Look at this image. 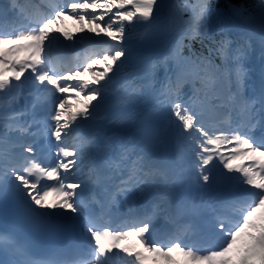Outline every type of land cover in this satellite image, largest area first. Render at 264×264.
<instances>
[{
  "label": "snow or ice",
  "instance_id": "6c2138e0",
  "mask_svg": "<svg viewBox=\"0 0 264 264\" xmlns=\"http://www.w3.org/2000/svg\"><path fill=\"white\" fill-rule=\"evenodd\" d=\"M10 2L11 12L0 10V93L7 94L31 79L36 91L49 94L51 103L44 115L51 121L47 127L56 142L50 145L55 149V164L37 162L32 144L21 143L19 157L0 150V197L7 198L14 192L28 205L27 215L32 219L83 216L88 247L69 243L57 251L58 258L34 259L13 234L0 233V245L16 257L9 264H109L114 256H122L124 264H148L150 257L152 264H157L158 259L173 264V253L188 257L191 264H264V75L255 95H247L249 85L242 65L257 32L264 57V0H255L254 4L247 0H217L215 4L197 0L191 7L184 5L182 11L191 12L183 29L185 36L195 39L206 35L208 21L213 17L222 36L208 55L189 48L185 56L186 45L180 39L169 56L158 62L164 64L172 57L191 66L189 73L180 72L175 79H169L156 99L159 106L170 108L181 122L183 133L191 137L200 179L207 184L211 166L219 161L222 175L235 179L239 189L225 202L227 212L215 210L213 225L219 233V243L206 247L185 244L179 231L167 239H156L152 217H132L127 231L109 225L101 230L95 213L85 214L93 204L99 206L101 214H107L116 195L129 202L133 193L137 199L154 197V209L174 222L184 212L197 210L196 201H189L177 187L179 162L155 157L160 137L134 111L137 86L129 82L124 95L114 90L116 107L107 114L99 112L116 70L131 55L126 47L131 38L128 26L143 27L136 33L138 42L165 30L154 23L159 0H67L28 25L22 14H12L16 4L15 0ZM256 13L258 25L245 31L241 42L233 47V41L227 38L229 29L241 26L236 21L249 25ZM65 15L80 23L78 33L52 27ZM61 36L73 45L88 41L104 47L83 63L58 70L51 66V54L52 45ZM213 57L221 63L216 64ZM156 68L157 62L149 61L138 71L154 75ZM85 74H90L91 79H86ZM189 84L191 88L186 91ZM208 101L215 102L211 110L221 117L212 130L205 127L202 116ZM23 115L12 112L8 117L0 116V120L11 121L0 124V128L7 129L0 133V144L7 143L9 131L29 132L31 125L25 126ZM89 121L94 125L89 135L82 136L78 143H66V137ZM257 129L259 137L255 135ZM113 186L115 191L109 192ZM85 194L91 196L87 203L82 199ZM98 195L101 200L96 199ZM130 236L138 239L140 248L125 243Z\"/></svg>",
  "mask_w": 264,
  "mask_h": 264
},
{
  "label": "rangeland",
  "instance_id": "374dc122",
  "mask_svg": "<svg viewBox=\"0 0 264 264\" xmlns=\"http://www.w3.org/2000/svg\"><path fill=\"white\" fill-rule=\"evenodd\" d=\"M159 5H160L159 9L161 10V12H160L159 16L157 17V20L154 23L156 26L162 27L165 30L158 33L156 36H154L150 40H147L145 42H140V45L142 48H144V52L148 51V52H151V55H153V56L162 57V56L170 53V50L173 48L175 43L178 40H180L182 37L185 36L183 29L186 28L187 26L184 27V25L176 18L177 13L178 14L182 13V11L179 9L178 6H176L174 4V2L172 0H160ZM192 5H194V4H192ZM192 5L189 4L188 6L191 7ZM170 12H171L170 15H172L173 18H171V16L169 17L168 14ZM188 12L191 15V12L190 11H188ZM175 14H176V16H175ZM166 15H168V16H166ZM170 20L174 21V24H170L169 23ZM186 21H187V19H186ZM23 22H26V21H23ZM60 23H62V27L64 28L63 29L64 31L69 32V33H74V34L78 33V29L81 27L80 23L77 22L75 19H73L69 15H65L61 19ZM234 23L240 24L241 26L230 28L227 35H234V36H237L239 38H242V36L244 35L242 33H244L245 30L254 29L258 25V23H259L258 13L255 14V19L252 20L249 25H244L240 21H236ZM58 24H59V22H58ZM54 28H56V25ZM236 30H239V31H236ZM211 31H217L218 33L222 34L217 29V20L214 17L208 21V32L207 33H210ZM256 34H259V33L257 32ZM256 34L254 36H256ZM254 36L252 37V41H251L253 43L252 47L249 50L247 57L242 61V65H243L244 69L247 66H249V64L254 63L257 59L256 55H257V52H258L260 47L257 44ZM103 47H104L103 44L93 45L91 42H88V41L82 42V43L77 44V45H73L71 42V49L74 51V53H76V55H78L77 57L82 61V63L85 61V59L88 56L92 55L93 52H95L99 49H102ZM128 49H130V48H128ZM133 49H134V47H133ZM145 55H146L145 53L140 54V53H136L135 51H133V52H131L129 59L127 61H125V64L122 67V68H125L124 72H126L125 83L123 86L116 88V89L120 90L121 95H124L126 93V91L128 90V88L130 86L129 82L131 84H134V85L138 84V83H145L146 85L149 84V83L145 82L146 81V75L151 74V73H145L143 71H138V69H140V68L132 70L134 67L136 68V67L140 66V64L142 63L141 60H143V58L147 56V55L146 56ZM117 70L120 71L121 68L117 69ZM171 73L173 74L174 77L178 73H180V62L178 60H174L173 65H172V69H171ZM151 75H153V74H151ZM155 77H156V73H154V75H153V80H154V81L152 80L153 82H155ZM85 78L91 79V75L85 74ZM165 80H166V77L163 78L164 82H165ZM247 82H248V85H250V80L248 79V77H247ZM152 83L150 82V84H152ZM148 88H149V97H148L146 104L143 107L134 108V111L140 116L141 121L146 126H148L152 131H154L156 133L155 128H156V125H157L156 123L158 121L160 113L163 112L164 114H171L172 116H174V115L171 113L170 108L168 106L161 107L158 104V107H157L158 109H154L151 106L152 98L154 96H158L159 90H161V89L156 91V90L152 89V87H148ZM190 88H191V84H189V89ZM116 89H110V87L108 86V89H107L108 97H107L106 101L103 102L101 105L102 107L105 108V111L103 112V114L110 113L116 107L117 101L113 97V91ZM245 91H246V94L248 95V93L250 92V86ZM0 96H1L0 97V116L8 117L12 114V112H15L14 102H13V100H11V102H10L8 99H6L7 96L4 93H0ZM6 101H9V103L12 107L11 109L6 108L7 107ZM212 103H215V102L213 101ZM205 105L207 107H209V110L211 113H210V115H208V117L203 118V122H204L205 127L211 129L214 127L212 122H209L211 120V117L215 118L214 124H216V121L218 119H220L221 117L217 113H214L211 110V107H210L211 104H209V102H206ZM174 120H176L175 116H174ZM5 122H6L5 120H0V124H3ZM91 123L93 124L92 121H91ZM178 124H179L178 129H174V131L171 135L170 143L173 146V148L175 149V152L178 155H180L179 160L181 162L182 168L184 169L185 172H187V171L189 172V169H188L189 165H188L187 160H186V154L183 155V153L179 147V142L185 141L188 144V147L191 150V152H192V148L194 147V145H193L191 137L188 136L187 134L183 133L181 123H178ZM3 131H7V129L0 128V133H2ZM10 133H11V131H9V133H8L7 143H3L1 145H3L5 147V150L10 157H18L19 151H20L19 145L21 143L20 144H16V143L13 144L10 141ZM23 137L24 136L22 134L21 138H23ZM158 147H163V145L161 144L160 141H159V144L156 147V149ZM192 154H193V152H192ZM193 158H194V162H193L194 170L193 171H196L197 175L199 176V172H198L197 167H196L194 154H193ZM221 171H222V165L219 163V161H215L213 166H211V168H210V175H211L210 181L207 184L204 183L205 190H204L203 194L199 197V199H201L203 197L205 198L207 196L208 198L211 199L210 203H213V202L218 201L221 198V196H223L224 194H235L236 191H239L238 186L236 185V180L235 179H232V180L226 179L223 175H221L219 173ZM192 172L189 173V180H190V184L193 185L194 181L192 180ZM215 173L218 174V179L216 181L214 179H212V176ZM228 175L233 176L235 174H228ZM202 183H203V181H202ZM229 192H231V193H229ZM152 199H153V197L148 196V197H144L141 199H137L136 203L141 206V204H143L145 201H147V200L149 201ZM210 212L212 213L211 209H210ZM158 215L156 213L154 214V212H151L149 215V217L153 218L154 226H157L156 224L158 223L157 222L158 220L156 221V218L158 217ZM210 215L211 214L207 215L201 211L200 217H204V216L207 217ZM181 239L185 243L186 238L183 237ZM188 245H190V244H188ZM172 257H173V264H191L189 258L183 256L180 253H173ZM149 263L152 264V258H150ZM157 264H165V262L163 260L158 259Z\"/></svg>",
  "mask_w": 264,
  "mask_h": 264
},
{
  "label": "bare ground",
  "instance_id": "6f19581e",
  "mask_svg": "<svg viewBox=\"0 0 264 264\" xmlns=\"http://www.w3.org/2000/svg\"><path fill=\"white\" fill-rule=\"evenodd\" d=\"M236 31H239V30H236ZM247 31V30H245ZM244 31V32H245ZM61 39L65 42L66 40L63 39V37L61 36ZM255 39H256V42L259 43V34H256L255 36ZM260 44V43H259ZM135 48L139 51H143L144 49L139 46V45H136ZM258 59L257 61L254 63V64H250L248 68H246L245 70H250V71H253L255 74H256V77H259V76H262L264 75L263 74V69H262V65H263V61H264V57H262V52H259L258 53ZM257 80L259 79H262V78H256ZM256 85V84H255ZM109 87L113 88V85L112 83L109 84ZM20 89L21 92H24V91H27V90H33V91H36L33 86H32V80L31 79H28V80H25L23 84L20 85V87L18 88ZM18 89H13L11 90L12 91V95L15 96L16 93H17V90ZM38 92V91H36ZM153 105L156 107V100L153 102ZM208 108H206L205 112H204V115H206L208 113ZM99 112L102 113V111L99 110ZM26 117V116H25ZM158 128V136L159 135H165V139H164V142L167 143L169 145V139L171 138V134L172 132L174 131V129H177V123L174 121L173 117L170 115V114H164L163 112L160 113L159 115V118H158V122H157V125H156V129L157 130ZM93 128H91L90 126H87L86 127H83L81 126L78 130L79 131H82L84 135H89L93 130H91ZM257 133V131L255 132V134ZM20 137H19V133L16 132V131H13L10 133V141H13L15 143L17 142H20ZM5 147L3 145L0 144V150H4ZM22 151V150H21ZM21 151L19 152V156H20V153ZM166 151V150H165ZM168 152V151H167ZM187 161L190 162V169H193L192 168V155L191 154H188V157H187ZM161 159H163L161 157ZM166 160H177L175 158V153L173 150H170V154L168 155V159ZM182 171V170H180ZM194 173V172H193ZM184 185L183 187L180 189V191L186 196V198L189 200V201H192V200H195L193 198V196H191V194L193 193L195 195V197H198L203 189V186H202V181L200 180L199 176L197 174H195V177H194V183L192 185V189L190 191H188V183H187V179L184 178ZM178 181H180L178 179ZM228 198V199H227ZM230 197H227V196H224L219 202L222 203V207L223 209H226L225 207V202L227 200H229ZM220 203H210L208 202V200H205L204 202H202L201 206L203 208H211L212 207V212H213V215H211L210 217H206L204 218L203 220V223L205 224V229H206V233H212V234H215L216 237H215V240H214V244H218L219 243V233L216 231V229L214 228V225H213V220H212V217H215V208L218 207V206H221ZM199 209L200 207L197 206V210L196 211H192V217H191V222H192V225L193 227H195L197 229V231L202 228L201 226H199V222L196 218L197 214L199 213ZM205 210V209H204ZM210 221V222H209ZM195 229V230H196ZM195 238L199 239L201 238V236L199 234H196L195 235ZM134 242L136 243V246L138 248L141 247L138 239H134ZM199 243V241L197 242ZM202 246V245H200Z\"/></svg>",
  "mask_w": 264,
  "mask_h": 264
},
{
  "label": "trees",
  "instance_id": "16d2710c",
  "mask_svg": "<svg viewBox=\"0 0 264 264\" xmlns=\"http://www.w3.org/2000/svg\"><path fill=\"white\" fill-rule=\"evenodd\" d=\"M172 1L174 2V4L176 6L181 8V11H182V7L184 6V4L189 3L190 0H172ZM191 1L193 3H195V1H197V0H191ZM216 2H217V0H210V3H212V4H215ZM234 2L235 3H241L242 0H234ZM247 2L249 4H254L255 0H247ZM185 17L190 18V15L187 11H182V13H179L176 18L177 19H184ZM128 32H129V35L131 38L136 36L135 31L132 28H130L129 26H128ZM220 38L221 37H219V36L218 37L217 36H215V37H211V36L199 37V36H197L195 39H191L189 36H187V37L183 38L184 45H186V47H184V49H183L184 55L185 56L188 55L189 48H191V50L197 54L208 55L209 50L215 46V44L217 43V41L220 40ZM213 60L215 61L216 64L221 63V61L218 57H213ZM170 63H171L170 58L164 64L158 63L159 65H161L159 68L160 69V71H159L160 75H161L162 70H163L162 65H166L167 67H169Z\"/></svg>",
  "mask_w": 264,
  "mask_h": 264
}]
</instances>
